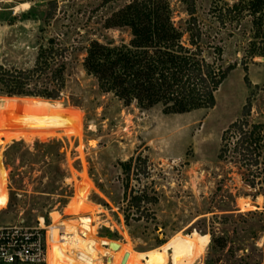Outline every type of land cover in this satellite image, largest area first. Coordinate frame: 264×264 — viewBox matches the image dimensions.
Listing matches in <instances>:
<instances>
[{"label":"rangeland","instance_id":"1","mask_svg":"<svg viewBox=\"0 0 264 264\" xmlns=\"http://www.w3.org/2000/svg\"><path fill=\"white\" fill-rule=\"evenodd\" d=\"M128 1L27 0L18 13L0 12L1 65L30 69L40 45L53 40L65 47L59 99L0 91V222L30 227L59 216L52 224L76 230L77 217L85 216L93 239L108 243L101 247L125 248L128 257L117 264H264V144L250 173L230 152L217 158L221 132L240 118L246 98L247 119L264 127V18L256 32L245 10L222 11V20L209 12L236 0H192L196 19L221 47L217 64L236 65L211 108L165 112L159 105L123 106L82 69L90 41L129 40L127 27L105 22ZM166 2L181 26L186 0ZM204 55L214 56L211 49ZM128 158H145L147 168L131 169L125 193L145 186L156 199L138 209L123 199L120 163ZM194 234L201 243L191 241ZM49 264L72 263L58 255Z\"/></svg>","mask_w":264,"mask_h":264},{"label":"trees","instance_id":"2","mask_svg":"<svg viewBox=\"0 0 264 264\" xmlns=\"http://www.w3.org/2000/svg\"><path fill=\"white\" fill-rule=\"evenodd\" d=\"M243 1L247 4L243 5ZM223 5V10L213 6L209 12L216 11L217 19L222 20V11L229 14L235 10L238 14L245 10L252 17V28L258 32L264 18V0H236ZM185 12L187 17L182 25L175 26L166 0H129L105 21L108 26L127 27L129 40L118 45L90 41L81 62L84 73L94 78L100 92L111 93L123 106L132 102L139 108L159 105L165 112L174 113L211 108L214 92L236 64H217L221 47L213 42L215 34L210 36L196 19L192 0H186ZM209 49L214 55L212 60L204 55ZM64 51L65 47L48 40L46 45L39 46L32 68L0 64V91L7 97L59 99L65 82V64L58 56ZM243 80L247 83L245 76ZM249 114L250 102L246 98L240 118L221 132L217 158L230 152L238 166L250 173L261 163L264 127L249 121ZM139 160L128 158L120 163L125 174L123 199L136 209L140 203L156 200L148 195L145 186L131 189L129 196L125 193L131 169L146 173L145 158ZM245 180L253 183V178Z\"/></svg>","mask_w":264,"mask_h":264},{"label":"built area","instance_id":"3","mask_svg":"<svg viewBox=\"0 0 264 264\" xmlns=\"http://www.w3.org/2000/svg\"><path fill=\"white\" fill-rule=\"evenodd\" d=\"M27 0H0V12L11 11ZM78 220L76 237L64 229L63 224L27 227L21 222H0V264H46L47 250L53 247L58 251L64 248L65 253L79 250L76 244L87 239L85 222ZM66 227V226H65ZM56 232L55 235L53 232ZM75 254V253H73Z\"/></svg>","mask_w":264,"mask_h":264},{"label":"bare ground","instance_id":"4","mask_svg":"<svg viewBox=\"0 0 264 264\" xmlns=\"http://www.w3.org/2000/svg\"><path fill=\"white\" fill-rule=\"evenodd\" d=\"M25 5H27V3L23 2L20 6H17L14 9V13H18L21 10V8H25V7H23ZM19 7H21V8H19ZM59 218L60 217L58 216V218H56V220H53V218L51 217L52 223H55ZM77 218H79L81 221L85 222L84 228L86 229L85 234L87 236V239H85L84 241H80L79 243L76 244V247L78 248V250L80 252L79 254H81V255H77L78 254L77 251H73V250L69 251L70 253H65L64 248H60L58 251H56V249L54 247H53V249L49 248V250L47 251L46 264H49L52 256L58 257V255L66 257L68 259V261H70L72 264H100V261L104 257L108 258V259H105V261H109L108 264H117V262H116L117 258L119 256H122V255L127 259V257H128L127 251L125 250V248L122 245L118 249H115L114 252H112L108 248L101 247L100 244L107 245L108 243L105 241H101L100 239H96V238L93 239L92 231L88 227V226H90L89 225L90 222L87 223L85 216L83 218L81 216H78ZM3 223H7V222H3ZM67 224H69V223H67ZM67 224H63L64 226H62V227H64V229L67 230V232L72 233L73 236L76 237L75 230L72 228V226L67 225ZM52 225L56 226L58 224H52ZM53 233L55 235L56 232L54 231ZM202 240H203V237L200 236L199 234H194L191 237V241L195 244L201 243ZM84 245H86L87 247L84 248ZM114 246L115 245H113V246L111 245V247L115 248ZM92 249H94V250L91 251ZM73 253H75V254H73Z\"/></svg>","mask_w":264,"mask_h":264},{"label":"water","instance_id":"5","mask_svg":"<svg viewBox=\"0 0 264 264\" xmlns=\"http://www.w3.org/2000/svg\"><path fill=\"white\" fill-rule=\"evenodd\" d=\"M111 245L113 246V245H115V243H114L113 241L109 242L108 247H110ZM105 259H108V258H105ZM123 260H124V257H123L122 261H123Z\"/></svg>","mask_w":264,"mask_h":264}]
</instances>
